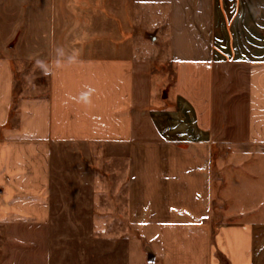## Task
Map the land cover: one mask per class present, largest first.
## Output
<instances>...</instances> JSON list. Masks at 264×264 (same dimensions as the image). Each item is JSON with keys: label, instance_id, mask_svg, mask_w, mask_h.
I'll list each match as a JSON object with an SVG mask.
<instances>
[{"label": "crops", "instance_id": "crops-1", "mask_svg": "<svg viewBox=\"0 0 264 264\" xmlns=\"http://www.w3.org/2000/svg\"><path fill=\"white\" fill-rule=\"evenodd\" d=\"M219 147L264 208V0H0V264H264Z\"/></svg>", "mask_w": 264, "mask_h": 264}, {"label": "rangeland", "instance_id": "rangeland-1", "mask_svg": "<svg viewBox=\"0 0 264 264\" xmlns=\"http://www.w3.org/2000/svg\"><path fill=\"white\" fill-rule=\"evenodd\" d=\"M156 72L161 74L163 78H165V81L162 82V86L160 85V88L162 90V98L169 93L171 89V84H172V67L170 65L162 66V67H156ZM29 94L30 92H26ZM17 98H14V101ZM215 155V160L213 163V203H212V211L209 217L211 226L213 229L216 228L217 225L220 223H225V222H230V223H235V222H261L263 219V213H264V208L262 206V201L259 200V202H256V199L258 197L257 194L254 193H248V194H242L240 198H243L245 201L242 203L243 207L236 209L233 208V205L230 201V196L227 198L224 197V191L225 189L222 188L223 184V177L221 176V169L224 168H229L231 166L232 168H236L237 163L242 167V169H249L251 167L250 161H245L243 159H237V157H232L230 156L224 148L219 147L216 149L214 152ZM245 162V163H244ZM244 164V165H243ZM249 165V166H248ZM253 165V164H252ZM248 175V183L249 185L255 184V182H258V179L255 180V178H252L253 175L250 173H246ZM262 182V181H261ZM248 186V185H247ZM249 188L251 186H248ZM248 188V189H249ZM252 189V188H251ZM229 199V200H228ZM253 199L255 202H253ZM258 203V204H257ZM104 212V209H102ZM235 211L239 212L241 215L240 216H232L229 215L228 212ZM107 229V227H105ZM257 233H261L262 236H264V227H261L260 225L254 227ZM133 232V237L134 238H139L141 236V228L138 227H133L132 229ZM264 239V237H262ZM6 242L1 233H0V245ZM138 249L142 246V249L147 252L148 250V245L147 243L142 240L139 243ZM264 248V241H262V249ZM150 259L144 258V261H141L140 264H151ZM221 264H225V262L221 259ZM154 264H158L157 261H154Z\"/></svg>", "mask_w": 264, "mask_h": 264}, {"label": "clouds", "instance_id": "clouds-1", "mask_svg": "<svg viewBox=\"0 0 264 264\" xmlns=\"http://www.w3.org/2000/svg\"><path fill=\"white\" fill-rule=\"evenodd\" d=\"M57 52H58V54L62 53V49H58ZM36 64H37L38 66H40L42 69L45 68L44 61H42V60H39V59H38V60L36 61ZM90 91H91V89H89V92H90ZM87 95H88L87 92H86V93H81V99H86V98H87Z\"/></svg>", "mask_w": 264, "mask_h": 264}]
</instances>
